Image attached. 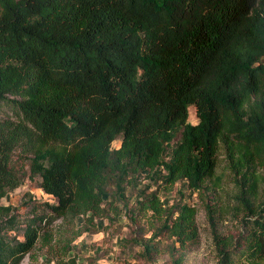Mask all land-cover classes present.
Returning a JSON list of instances; mask_svg holds the SVG:
<instances>
[{"label":"trees","instance_id":"obj_1","mask_svg":"<svg viewBox=\"0 0 264 264\" xmlns=\"http://www.w3.org/2000/svg\"><path fill=\"white\" fill-rule=\"evenodd\" d=\"M2 105L0 264L57 220L98 230L138 188L134 219L194 243L195 209L152 188L208 189L221 150L241 230L214 235L219 264H264V0H0ZM27 178L55 203L23 221L1 200Z\"/></svg>","mask_w":264,"mask_h":264},{"label":"rangeland","instance_id":"obj_2","mask_svg":"<svg viewBox=\"0 0 264 264\" xmlns=\"http://www.w3.org/2000/svg\"><path fill=\"white\" fill-rule=\"evenodd\" d=\"M7 116L14 118L13 110L2 105L0 118ZM189 121L192 124L198 121L193 107L189 108ZM120 139L113 144L114 147L119 146ZM260 173L264 178V172ZM148 182L143 180L140 187L143 188ZM39 183V178H27L21 187L3 198L1 204L15 207L23 221L34 213L40 216L43 203L54 204L55 199L48 196L39 187ZM163 185L159 182V187L156 185L152 189H158L162 201L167 200L166 207L183 203L195 209L198 235L194 243H188L182 248L176 244L174 238L163 234L154 237L158 223L154 222L155 218L152 216L134 219L138 188L127 192L128 201L111 199L105 204L107 212L102 217L103 226L98 230H86L78 221L70 224L61 219L53 222L51 226L44 225L35 249L20 264H57L58 261L66 264V261L74 257L76 264H173L174 256L182 259L181 264H219L214 235L235 236L241 230L235 201L237 190L223 150L218 153L216 176L208 182V189L193 193L181 182L169 188ZM124 203H128V206H124ZM210 215L214 218V226ZM97 221L95 219V223ZM47 233L50 234L51 241L45 238ZM16 234L14 232L10 235ZM19 237L24 240L22 236ZM144 243L154 245L152 255L148 256L144 251ZM174 244L176 250L172 252Z\"/></svg>","mask_w":264,"mask_h":264}]
</instances>
